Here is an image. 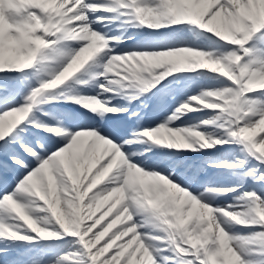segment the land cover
Masks as SVG:
<instances>
[{
	"label": "snow or ice",
	"instance_id": "obj_1",
	"mask_svg": "<svg viewBox=\"0 0 264 264\" xmlns=\"http://www.w3.org/2000/svg\"><path fill=\"white\" fill-rule=\"evenodd\" d=\"M113 2L116 7L106 4L89 3L88 0H80L79 5L76 6L77 0H72V3L67 6V9H65V11L71 10L65 18L67 20H72L75 18V22L68 24L64 31L57 32L56 34H46V32H48V26L53 18L52 13L48 11H43L39 8H29L26 11L20 10L19 12H12L8 16L10 24L15 26H25L35 23L31 17V14L35 13V15L40 18V24L37 25L40 30L35 32L34 37L28 36L27 33L21 34L13 31L12 35L18 38L21 48L27 52V56L22 57L18 56L17 54L7 55L3 66H0V72L32 68L37 60L42 58L44 51L52 47L53 44L59 42L61 39L65 41L87 42L86 44L82 43V46L71 56L70 62H68L67 65L58 72V74H55L53 79L42 83L39 88L32 91L31 94L26 97L25 106L6 110L0 114V121H3L4 124V134L0 135V187L7 184L10 176L16 173L20 174L16 178L15 186L11 187L10 191L6 188L3 189L2 194H0V212L10 213L17 221L23 223L24 221H27V225L30 226L31 231L33 233H39L41 237L46 236L47 234L37 227L36 220L32 213H28L26 211L24 213H20L18 216L15 209L9 208L7 206V201L11 199L16 201L21 207L25 206L27 204L25 202V197L29 196L27 190L28 182H34L35 178L39 176L40 172L48 168L49 162L53 160L54 157L59 155L66 156L68 159H71L81 146L82 141L87 140V137L91 133H97L99 136L111 141L116 146L117 143H120L119 149L121 150V147H123L124 151L122 152L124 154L125 152L129 153V158H127L128 161L137 155L135 149L138 146L132 144L129 140L124 139L119 134V126H116L112 132H105L102 128H97L95 130L75 131L73 134L72 125L66 122L69 119L68 116L65 115L64 118L61 119L57 116H52L49 113L48 117L37 120V116L39 115V111H37L33 114L29 123L23 124L21 127L17 128V125H21V122L25 121L29 113L32 112V107H28L30 104H32L30 102L36 101L37 97L46 90L56 89L60 85L64 84L82 68H84V66L88 64L89 61H91L94 57H96L97 54L101 53L105 49L104 46L97 45V41L105 40V35H102L92 29L91 23L89 21V13L96 12L98 10L114 12L117 11L118 8H123L131 10L132 13L133 10H135V13L147 12L153 17L154 22H150L145 20L143 16H140L138 22L141 26L160 29L167 25L183 24L179 22L177 18L173 17V14L165 0H157L155 4L146 3L145 0H113ZM225 4L226 0H220V4L202 14V20L198 19L188 24L198 25L200 29H205L207 32L214 33L217 37H219L217 32L213 30V27L218 23V16L221 6ZM162 18H169V22L166 24L161 23ZM78 28H82L84 32L91 30L93 34L91 39L79 38L73 35V31L77 30ZM260 30H264V28H261ZM252 37L253 34L247 38V43L252 39ZM30 41L34 43V49L29 48ZM246 44H244V47L241 49L243 50L244 54L245 50H247V54L245 55H248L250 54V49L245 47ZM232 45L239 46L238 44ZM191 49L192 48L190 47H180L155 52H130L124 54H112L109 56L106 64L105 75L107 73H114V61H126L132 64H135L137 61H143L145 65H148V67L143 68V70L140 72H130L129 70H124L121 71L119 75L116 74V76L120 78L121 82L134 81L139 82L140 85L144 86L139 93L128 98L129 101H139V110L135 109L130 102L120 104L118 106H110V100H105L102 102L100 98L95 96L77 98L76 103L82 104L85 109L92 110V114L101 122L113 119V117L108 115L109 113H126L128 114L129 120L136 119L138 121L137 127L139 128V122L142 120V109L147 106V101L150 98L155 97L157 93L161 91V88L164 87V84L168 83L165 78L172 76L173 73L187 72L186 70H182L179 66H174L175 62L184 56H202L205 53V51H191ZM231 53L242 56L238 53V51L235 50ZM244 64L251 65L252 67L254 65L253 61H249L248 63ZM201 68L204 69L206 66L202 65ZM161 82L164 83L162 84ZM158 84H160V88H157ZM234 84L236 87L231 89L238 88V85L236 83ZM101 87L105 88L103 84H101ZM154 89L155 91H153ZM108 90L111 89L105 88V91ZM258 90H264V88H259ZM254 93H256V90L247 91L241 98L239 105L240 111L238 114L231 116L232 120L227 129V139H222L219 136H210V134L202 132L199 129L193 127L171 126L177 119H180L181 113H185L190 109H198L200 105H203L207 109L220 110L214 106V104H218L220 101H216L214 104L209 105L203 103L211 96L219 94L217 91H206L200 96L189 98L188 101L184 102L182 106L176 110V114L169 117L164 124H161L153 130L144 131L143 136L151 137L154 143L157 145H166L169 148L175 149H194L197 148V145L199 149H209L215 145L231 143L238 144L241 147V150L246 153L247 158L241 159L238 161V163L234 164H220L217 166V168H233L237 170V174L240 175L245 181L248 178H252L257 183H264V130H260L262 127H264V92H260L256 95L246 96V94ZM194 101L200 102L194 103ZM257 104H260L261 106L257 107ZM215 119H219V116H217ZM32 122H35L37 125L58 124L61 128L68 129V134L62 135L57 141L56 149L52 150L49 148L47 139L41 136H37L36 138H32L30 136V133L34 131V128L29 126ZM214 122V120H209L204 121L203 123L205 125H209L213 124ZM50 129L54 128L48 127V133L54 132L50 131ZM133 135H135V133H133ZM106 136L109 138H106ZM137 139H139L138 136ZM61 141H63V144L66 146H61ZM89 147H91L90 144ZM110 160L111 156L101 163L100 168L108 165ZM252 160L256 161V164L251 168V170H249L248 165ZM130 163L134 166H137L136 162ZM140 168L143 169L142 167ZM99 170L100 169L98 168L97 171ZM212 170L216 169H208V171ZM144 172L155 173L145 170ZM164 178L166 177L161 174L156 177L158 180H163L164 184H167L169 181H171L168 178ZM198 178L199 177H194V179ZM120 183H123V179L120 181ZM171 184L173 186H178L177 183H173L172 181ZM202 187L209 189L210 182L205 179ZM106 188L110 187H104L103 189ZM179 189L190 193L183 187L178 186V190ZM160 191H163V189L160 188ZM230 191L236 192L237 189H230ZM200 196V201L203 199L211 202L215 198L212 191H204L200 194ZM241 198H247L252 202L248 209V213L253 217L252 222L254 224H264L255 220L256 206L259 205L264 207V193L253 191L251 193H244ZM39 201L42 202L44 206L43 198H41ZM203 204L209 205V203ZM53 211H55V209H53ZM227 212L233 213L230 211ZM117 214L118 213H113V217ZM113 217H109L108 220L104 221V223L93 229V231L90 232L88 236L84 237L83 240L81 239L80 235H71L78 237L79 241L83 244V248L87 250L86 254L88 257H90V264H106V262L107 264H116V261L112 259L113 257H116V259L120 260V264H127L128 257L125 256L124 259L121 260L120 257L117 256V253H120L122 248L127 245L128 241L131 240V236H124L122 238L115 239L118 233L122 231L121 228H116L115 230L111 231L110 234L105 232L109 221L112 220ZM90 222L91 223H88L87 228L92 227V224L95 223V221ZM61 223H63V221H61ZM132 223L142 224V220H133ZM196 224L197 222L193 220L192 223L187 226L186 232L195 235L194 229L196 228ZM219 226L222 230V233L224 235H228L232 241L237 239V237L229 234L227 229L230 227V225L227 221H219ZM87 228H85L83 231H87ZM98 234L99 242L97 243L96 240ZM5 235L18 241L29 239L27 235H20L16 231H13L12 227H10L7 232H0V238H3ZM260 235L264 236V230H262ZM146 246L150 249V246ZM173 246L175 250V258H178V260L173 258V260H175V264H210L209 258L217 251L219 242L214 237H212L205 246L193 247L192 243L187 240L186 236L184 240L178 241L177 244ZM232 249L239 258V264H251V262L246 259L244 253L237 247H234L233 243ZM134 250L135 248L133 246L131 251ZM2 251L3 249H0V252ZM151 252L154 258V252ZM72 255L73 254L71 253L67 254L55 261L54 264H61V261H68L71 259ZM97 257L99 258L97 259ZM154 261L155 264H158L157 259H154ZM170 264H173V261H170Z\"/></svg>",
	"mask_w": 264,
	"mask_h": 264
},
{
	"label": "bare ground",
	"instance_id": "obj_2",
	"mask_svg": "<svg viewBox=\"0 0 264 264\" xmlns=\"http://www.w3.org/2000/svg\"><path fill=\"white\" fill-rule=\"evenodd\" d=\"M0 1H2V0H0ZM202 1L203 0H201V2H198V4L196 5V7L202 8L200 10V14H198V18H200V19L202 18V14L205 13L204 2H202ZM213 1H215V0H213ZM226 2H227V0H226ZM44 4L45 5H43V7L48 6L49 11L52 9L54 11H56L57 10L56 6L59 3L55 2V0H51V2L49 0H44ZM218 4H220V3H218ZM228 4L229 3L227 2L225 5L221 6L220 11H219V16H218V23L216 25H214L213 30L217 32L218 36H221V37L226 38V39L227 38L231 39L235 33H233L228 27V19H230V17H232V12L229 10L230 8H227ZM236 4H237V7L235 9H236V11H237L236 13L238 15L237 20L239 22V29L241 27V29L243 31L242 33L245 36H249V32H250L249 28L252 25L254 27H260L264 21V0H237V1H235V6H236ZM34 5H35V2H34V0H32V5L29 4V6H34ZM3 7H5L4 3L0 2V9H1L0 10V30L3 29V27L5 26V23L9 22V20H8L9 14L12 13V11L14 12V10H8L7 11ZM52 16H53L52 20H54L53 22L56 23V26H60L61 24L63 25L64 21H66V19H63V16L62 17L59 16L60 21H57L54 14H52ZM221 21L224 22V25L227 27L226 29H223L220 27ZM18 47H19L18 45L13 46L12 48L6 47V48H4L3 51L7 55L17 54L18 56H21L20 55L21 49L20 48L18 49ZM0 48H3V46L0 45ZM7 49H8V53H6ZM213 55H214V53H211L209 57H211ZM45 56H46L45 54H42V58H39L36 63L42 62L43 58H45ZM261 56H264V55L259 53V50L257 49L256 51H254L251 54V59L253 61L263 59ZM206 57H207V59H205V57L203 55L202 56H192V58H191L192 61L190 63L191 64L197 63L196 64L197 66L204 65V66H206V68H212L215 71H224L225 68H223V66L220 65L219 63H223V65H225L226 64L225 60H221L220 58L210 59V58H208V56H206ZM5 58L6 57L0 58V66H3ZM217 64H219V65H217ZM10 71L14 73L15 71H19V70H10ZM260 73L262 74V76H264V66L261 67ZM198 96H200V95H198ZM197 102H200V101H197ZM203 103H205L206 105L211 104L208 101H204ZM47 106L48 107L46 110H51L52 107H54L53 104H47ZM201 106H202V108H204L203 105H201ZM14 108H16V107H11L8 110H11ZM198 109H201V107H199ZM183 116H184V113H181L180 119L178 121L179 124H182ZM166 120H168V119H166ZM2 122L3 121H0V123H2ZM202 122H204V121H202ZM204 127L206 129L210 128L209 125H205V124H204ZM140 138L142 140H144L143 137H140ZM146 146H149V147H146ZM93 148L95 149L94 146L93 147H87L85 149V151L87 153L89 151L92 152ZM82 149H83V147L80 146L79 149L75 152L74 156L79 157ZM150 149H157V151H161L162 146L155 145V148H152V142H151V140H148V142H146V145H145L143 150H150ZM193 151L200 152V151H203V149H199L198 145H197V148H194ZM189 152H191V151H189ZM104 153H105V151H104ZM173 153L176 154V152H173ZM172 156H173V158H169V159L165 158V159H163V161L161 163L157 164L160 168L163 167V169H165V170L155 169V171H153L155 173H149V175L154 177L156 182H159L158 185H156V187H161L163 185L167 189H169L170 195L172 198H174V201L176 202L178 208L181 211L182 210L186 211L189 216L191 215L194 218V220L197 222V224L201 220H203L204 218H207V219H209L208 226L211 228L217 229L218 225L216 223V219L213 217V210L212 209L209 208V211H208L207 208H204L205 204L202 205L203 202H197V201H194L191 199L186 200L183 197L181 191L178 190V187L173 186L171 184L172 179H175V177L181 173V171H182L181 168L184 167L181 164H188V161H190L192 158H194V155H191L189 157H182L181 155L176 154V155H172ZM86 157H89V156L86 154ZM96 157L97 156L94 155L93 158H96ZM149 157H151V156L145 155L144 152H139L133 158H149ZM158 157H161V155L155 156V158H158ZM53 160L55 161L56 167L58 170L60 169V166L65 165L67 167V165H66V163H67L68 166L70 167L72 173H76L77 171H80V169L83 171V172H79L80 174H86V173L93 174L94 172H97L96 166L94 165V163L92 164V161L90 159H87V158H85V160H84L85 168H83L82 165L79 168L78 163H75L74 161L68 159L66 156H59L58 155L55 158H53ZM195 160H197V159H195ZM131 162H136V161L131 160ZM136 163L138 166V162H136ZM56 167L53 166V169H55ZM128 167L130 169H134V167L136 168V166L132 165L131 163H129ZM97 173H98L99 178L102 177L99 172H97ZM159 174L164 175L166 177L164 179L168 178L171 181H169L167 184H164L163 180L156 179V177ZM94 176H96V175H94ZM146 179H148V178H146ZM146 179L143 178L144 181H148ZM92 184H93L92 182H88L86 184V188H88ZM157 192L159 193V195L161 194L160 191H157ZM75 195L85 197L86 194L83 193L82 191L81 192L76 191ZM108 198L109 197L107 196V194L104 193L102 196V199L94 202L93 205H89L87 201L84 203H79V200H77V199L74 200V198H71V200L67 199L65 202L60 203V204H52L50 211L53 214L50 216V219H51L53 228L55 229V231L57 233L59 232V233L70 234V235H80L81 239L83 240L84 237L88 236L89 233L93 231V229L98 227L100 224L104 223V221L108 220L109 217H113V213H118L117 215H115L113 217L112 220L109 221V224L105 229V232L110 234L111 231L115 230L116 228H121L122 231L120 233H118V235L115 239H119V238H122L124 236H131V240H129L127 245H125L122 248L120 253H117V256H119L121 260L124 259L125 256H127L128 257L127 262L131 261L133 264H147L149 262L150 258H149V255L146 253L145 249L143 248L141 240H139L140 236H138L136 233L129 232L130 230H132V229L136 230V228H137V226L135 224L131 223L132 217L136 216V214L131 213V212H127V210L114 205L113 204L114 202H112V201L109 202ZM53 209H55V211H53ZM43 216H45V214L41 215V217H43ZM61 221H63V223H61ZM90 221H95V223L92 224V227L87 228L88 223H91ZM127 222H129L128 225H127ZM73 225L76 226L75 230L72 229ZM125 226H129V227H125ZM2 228H3V226L1 223V217H0V229H2ZM85 228H87V231H83ZM63 229L66 233L63 231ZM206 230H207V228H206ZM74 238L76 239L75 241L77 242L78 245L82 244L79 241L78 237H74ZM96 242L97 243L99 242V234H98ZM102 244H103V242H102ZM133 246H134L135 250L131 251ZM24 249H27V247L23 248L22 251ZM85 251H87V250L85 249ZM98 258L99 257H97V259ZM112 259L116 261V264H120V260L116 259V257H113ZM106 264H107V262H106ZM127 264H129V263H127Z\"/></svg>",
	"mask_w": 264,
	"mask_h": 264
},
{
	"label": "rangeland",
	"instance_id": "obj_3",
	"mask_svg": "<svg viewBox=\"0 0 264 264\" xmlns=\"http://www.w3.org/2000/svg\"><path fill=\"white\" fill-rule=\"evenodd\" d=\"M236 7H237V4H236ZM230 11L232 12V17L228 19V27L235 34L233 35L231 39L227 38L226 42L228 43V47L225 46V49L229 50V54H234V53H231L234 50L238 51L239 53V46L232 45V44L240 45L241 41L244 40L245 35L242 33L243 31L241 27H240L241 30L239 29V22L237 20L238 15L236 13L237 11L235 10L234 11L230 10ZM220 23H221L220 25L221 28L223 29L227 28L224 25L223 21H221ZM27 26L29 25H26V27ZM15 32L19 33L18 31H15ZM12 33L11 32L9 33V36H11L12 38L8 36L6 37V35L4 34L1 37V40L4 42L17 43L19 40L17 37H14ZM13 38H16V39H13ZM30 43H33V42L31 41ZM227 57L230 58V55H227ZM237 57L232 60H229V62L227 59H224L222 57L223 59L221 60H225L226 62H228V64L223 65V63H220V65H222L223 68L227 66L226 70L228 72L227 71L217 72L216 74L217 76L214 77L211 80V82L220 81L222 80V78H225L226 80L225 82L227 84L230 81L232 82V85H234V83L236 84L240 83V78H239L240 74L238 70L236 69L237 68L236 61L238 59L241 70L250 72L251 80L256 81L257 82L256 85L258 86L263 85L264 77L263 76L260 77L261 74L260 75L256 74V70L252 69L253 67H249V65L244 64L245 62H243L241 58H237ZM214 87H215V84L210 86L209 88L212 89ZM229 89L230 88L226 89V87H224V89H222L221 92L225 94ZM231 92L232 94L235 95L238 91L236 89H231ZM219 95L220 93L217 95H213L212 100L216 102ZM260 130H264V127H262ZM242 153L244 154L245 152L242 151ZM254 164H256V161ZM233 176H235V178L233 179L235 181V184L230 186L229 191L230 189H237V191L236 192L230 191L227 193L218 192L217 196H215L217 198L214 199L215 203L213 204V207L220 211L219 213H216V220H217V225H218L217 229L209 227L207 224L203 223L201 220L198 223V225H196V228L194 229L195 235H192L190 233L183 231V229L184 228L187 229V226L192 223L194 218L191 215L189 216L186 211H183V210L181 211L178 208L175 201H174L175 203H173L171 201L164 200L160 203L159 209L164 212L166 219L172 226V233H173L172 238H173L174 245H176L178 241L184 240L186 236H187V240L192 243L193 247L205 246L209 242V239H211L212 237H214L219 242V247L217 251L213 253L209 258L210 264H239V258L236 256L235 252L232 249V243L234 247H237L240 251L244 253L246 259L250 261L251 264H264V236L260 235L262 230H264V224H254L252 222L253 217L248 213V209L252 202L247 198H243V199L241 198L244 193H251L254 190L258 193H264V183H257L252 178H248L245 181L236 172ZM248 182H250L249 185H247ZM238 185L250 187V189H253V191H250V189L246 190L244 189L245 187L237 188ZM158 196H160L159 193H158ZM185 197L189 198L188 196H185ZM221 198H226V199L230 198L233 200V202L227 201V200L226 202L231 205L234 203L235 207L233 209L237 210L234 213V215L233 214L227 215L226 210L220 207L218 203L221 202ZM223 215L227 217H224ZM173 219H174V222H173ZM221 220L228 222V224L230 225V227L227 229L229 234L233 235L234 237H237V239L239 238L237 236L239 235L238 231L240 229L245 230L243 233V241L241 242V244H238L237 239L232 241L231 238L226 234L221 235L222 230L220 229V226H219V221ZM255 220H257L260 223H264V207H261L259 205L256 206ZM239 223H247V224H239ZM152 227L154 228V230L151 233L144 230L143 237H142V239L146 242V245L148 244L150 247H151V240L149 239L148 235L154 234V232L156 233L158 231L156 230L154 224H152ZM72 229L75 230L76 226L73 225ZM156 244H158L161 248L162 246H165L167 242L160 240L156 242ZM165 251L169 255L168 257H172L173 254L171 250L168 249ZM86 253L87 251H85V249L83 248V245L80 244L79 248L76 250V256L73 257L74 264H90V257H88ZM154 259H157L158 264H170V261H175L173 260V258H167L162 253L157 254L155 252H154V258L151 257L150 264H155ZM127 263L133 264L131 261Z\"/></svg>",
	"mask_w": 264,
	"mask_h": 264
},
{
	"label": "clouds",
	"instance_id": "obj_4",
	"mask_svg": "<svg viewBox=\"0 0 264 264\" xmlns=\"http://www.w3.org/2000/svg\"><path fill=\"white\" fill-rule=\"evenodd\" d=\"M111 39H119V37H113V38H111ZM104 41H105V42H104V47L106 48V47L108 46V39L105 38ZM50 131H54V129H50ZM148 138L152 140L151 137H148ZM152 141H153V140H152ZM153 142H154V141H153ZM120 151H121V150H120ZM121 153H123V152L121 151ZM123 155H124V157L126 158V156H125L124 153H123ZM126 159H127V158H126ZM128 162H129V161H128ZM129 163H130V162H129ZM136 170H142V169H141L139 166H136ZM132 219H135V216H133ZM40 222L43 223V224L45 225V227H46L47 225H49V224L51 223V220H50L49 217H47V216H43V217L41 218ZM221 235H224V234L221 233Z\"/></svg>",
	"mask_w": 264,
	"mask_h": 264
}]
</instances>
